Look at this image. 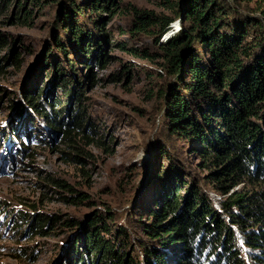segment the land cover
Wrapping results in <instances>:
<instances>
[{
  "label": "trees",
  "instance_id": "1",
  "mask_svg": "<svg viewBox=\"0 0 264 264\" xmlns=\"http://www.w3.org/2000/svg\"><path fill=\"white\" fill-rule=\"evenodd\" d=\"M154 1L169 13L160 16L151 9L135 7L132 32L160 34L174 17L181 21L180 28L166 40L158 42L157 36V51L145 49L161 54L165 74L158 90L161 119L157 130L140 141L144 150L153 149L156 154L146 162L154 160L150 183L155 184V192L137 223L144 236L137 235L136 248L128 226L118 222L114 213L95 211L82 219L71 217L67 225L75 230L83 223L82 230L65 237L70 242L61 264H264V6H249L251 1L261 0ZM54 2L57 9L49 23L48 45L35 64L39 75L21 95L31 116H41L67 146L82 152L76 144L77 134L89 140L86 131L95 133L96 129L80 117L86 82L76 78L74 62L85 64L88 71L81 75L92 84L88 54H96L95 62L101 67L105 54L92 44L93 36L103 30L99 19L88 13L90 28L88 21L78 23L73 16L87 8L107 7L115 0L49 1ZM0 5L7 6V0H0ZM257 9L260 14L253 13ZM5 42L0 34V47ZM70 52L75 57H70ZM13 58L20 63L19 54ZM46 64L51 67L45 68ZM42 69H46L48 83L39 79ZM55 83L68 99L72 96L73 105L61 108L59 97L49 100L44 96L45 84ZM22 107L20 104L19 114ZM9 130L6 137L12 140L16 131ZM0 133L6 131L1 128ZM181 138L196 140L192 149L202 168L209 169L208 176L192 175ZM62 153L80 159L79 153ZM182 173L191 176L183 179ZM177 177L180 180L175 183ZM206 182L222 196H210ZM57 183L65 186V182ZM66 189L78 194L70 185ZM61 196L66 199L68 195ZM14 215V229L32 236L47 234L46 226L51 228L57 221L56 216L36 210L28 216L23 209H16ZM23 222L27 224L22 230Z\"/></svg>",
  "mask_w": 264,
  "mask_h": 264
},
{
  "label": "rangeland",
  "instance_id": "2",
  "mask_svg": "<svg viewBox=\"0 0 264 264\" xmlns=\"http://www.w3.org/2000/svg\"><path fill=\"white\" fill-rule=\"evenodd\" d=\"M49 1L7 0V6L0 5V34L6 40L0 47V129L6 131L5 135L0 133L4 137L0 143V264H61L70 242L65 237L80 232L83 224L72 230L75 227L67 225V221L71 217L82 219L95 211L114 213L118 222L128 226L131 240L138 248L137 235L144 236L139 231L138 218L144 217V207L156 188L150 183L154 160L146 163L155 151L144 150L140 141L151 138L157 130L161 119V109L157 110L160 107L158 90L165 73L161 54L147 53L145 49L157 51V36L159 42L174 34L180 28V17H174L157 34L131 29V12L135 7L151 9L160 16L169 13L154 0H115L107 7L93 11L87 8V12L73 16L76 22L86 24L89 13L91 18L99 19L104 30H100L98 37L93 36L91 42L105 54L104 65L101 67L95 62L96 54L91 55L92 51L88 54L94 75L92 84L81 75L88 71L85 64L79 60L74 62L76 78L86 82L80 117L96 129L95 133L86 131L89 140L77 134L76 144L82 149L79 152L67 146L60 133L52 132L41 116H31L21 95L38 77L35 64L43 58L48 45V27L57 9L56 3ZM254 2L249 3L254 9L264 6V0ZM254 12L260 14L259 9ZM87 25L93 28L91 22ZM14 54H19V64ZM69 56L75 57V54L70 52ZM41 73L39 79L48 83L46 69ZM43 94L49 100L59 97L61 108L74 104L72 96L68 99L64 95L60 84H45ZM20 104L23 105L21 114ZM62 114H66L65 109ZM9 129L16 131L12 140H7L9 135L6 137ZM179 141L192 175L208 176L209 169L202 168L199 155L192 149L196 140L181 138ZM62 151L79 153L80 159L67 158ZM161 163L166 165L164 159ZM190 176L182 173L183 179ZM179 180L177 177L175 183ZM57 181L65 182V186ZM67 185L78 194H70L74 191L67 190ZM205 188L210 196H222L209 182ZM61 195L68 196L64 199ZM16 209H23L28 216L36 210L56 216L57 221L51 228L46 226L47 234H20L13 227ZM26 224L23 222L22 230Z\"/></svg>",
  "mask_w": 264,
  "mask_h": 264
}]
</instances>
